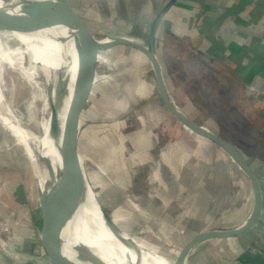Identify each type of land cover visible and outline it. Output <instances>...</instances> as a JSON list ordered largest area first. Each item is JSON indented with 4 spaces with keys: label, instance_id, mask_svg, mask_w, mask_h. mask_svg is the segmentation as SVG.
<instances>
[{
    "label": "crops",
    "instance_id": "crops-1",
    "mask_svg": "<svg viewBox=\"0 0 264 264\" xmlns=\"http://www.w3.org/2000/svg\"><path fill=\"white\" fill-rule=\"evenodd\" d=\"M69 1L88 29L101 23L116 29L120 38L144 45L146 41L148 44L153 20L171 0ZM182 46L201 52L230 72L237 85L233 95L236 99L242 93L246 96L241 101L240 116L249 121L254 149L242 151L228 138L219 136L240 150L259 182L262 211L247 235L239 237V245L247 242L252 247L248 248L249 264H264V0H176L155 34L156 56L164 78L172 74L163 70L168 56L178 57ZM119 47L129 50L125 60L137 64L130 69L137 73L136 78L132 74L135 88L127 90L122 97L124 103L115 105L108 86L111 75L100 72L101 63L107 59L98 60L100 54H110L113 47L98 54L79 114V157L82 139H89L95 155L113 165L118 154L113 142L120 138L128 160V178L123 185L129 193L136 191L140 202L134 194L132 202L143 204L144 210L153 214L151 217L175 220L176 225L184 220L186 233L191 232L187 230L192 229L194 220H218L216 229L222 228L225 221L234 227L244 224L254 208L247 176L218 146L193 134L170 115L148 59L134 49ZM102 105L103 111L99 110ZM86 121L84 132L81 125ZM102 139L112 144L101 149L98 145Z\"/></svg>",
    "mask_w": 264,
    "mask_h": 264
},
{
    "label": "rangeland",
    "instance_id": "rangeland-1",
    "mask_svg": "<svg viewBox=\"0 0 264 264\" xmlns=\"http://www.w3.org/2000/svg\"><path fill=\"white\" fill-rule=\"evenodd\" d=\"M89 30L98 39L115 34L119 36L116 29L101 23ZM5 36L9 39H6ZM0 37L4 43L3 45L0 41L1 50H12L17 58L21 57V60L16 59V61L22 67H27L29 65L28 54L26 55L22 51L23 46L18 41L22 36L11 32L1 17ZM29 37H22V44L28 45V49L30 47ZM143 44L147 45V41ZM179 50L181 52L178 57L169 58L168 56L165 69L163 68V70L172 73L169 76L166 74L165 78L174 103L190 118L214 134L215 132L221 133L215 120L211 119V116L216 117V115L212 111L210 118H207L209 111L205 108L204 103L207 102L215 107L227 104L226 107H223L224 113L221 115V119L224 120L221 121V125L225 129L221 134L230 135V138L237 135L234 136L237 139L234 142L242 151L249 150L246 141L249 135L245 130L246 127L235 132L236 129L232 123L235 113L240 114L241 101L246 96L242 93L238 99L235 96L233 99L229 94L233 82L235 83L230 72L216 66L207 58L198 56L194 49L191 51L186 47L185 50L182 46ZM128 51L119 46H113L110 54L103 53L98 58L99 61L101 60L100 62L107 59L106 63H101L100 72L111 75L108 86L110 87L109 93L114 98L111 100L116 103L115 105L124 103L122 97L126 95L127 90L135 88L132 74L136 78L137 73L131 72L130 69L131 67L135 69L137 64L134 65L125 60L128 58L126 55ZM2 56L5 54L0 55V62L10 64L8 62H11L12 59L8 57L7 60ZM7 78L8 90H3V85L0 83V94L8 104L11 84L16 85L13 110L8 105L12 110L15 123L21 129L31 133L26 135L27 137L32 134L40 136L41 124L49 117V112L44 111V102L33 97V93L27 89L25 83L19 79L16 73H11ZM126 80L129 83H126ZM136 86L138 87V85ZM0 108L3 109L1 103ZM99 110H104L103 105ZM7 117L10 118L3 111L0 117V264H56L45 232L41 180L31 163L25 144L8 125ZM90 119L91 116L88 121ZM207 119H209L208 122ZM81 126L82 131H87V121ZM119 135L121 134L119 133ZM83 136L87 138L88 135ZM98 142H96L97 145ZM110 142L102 139L101 145L98 146L103 149L110 146L112 144ZM113 144L118 154L114 157L112 165L111 162L108 163L104 158L95 155L94 149L89 146V139L87 141L82 139L81 166L95 193V200H98L106 215L117 228L128 234L136 243L170 261L174 260L175 263L176 258L192 240L195 233L210 230H231L237 227H234L233 223L225 221L222 228L216 229L218 220H194L191 224L192 229L187 230L191 232L186 233L184 220L181 223L177 221L176 225L175 220H159L151 217L153 214L150 211H145L143 204L132 202L135 198L132 196H136L137 201L140 199V196L135 195L136 191L129 193L128 187L123 185V180L128 178L125 172L128 160L123 152L122 140L116 139ZM248 231L230 239L210 240L201 244L192 251L187 264H249L252 247L247 242L245 246L240 247L239 245L241 242L239 237L246 236Z\"/></svg>",
    "mask_w": 264,
    "mask_h": 264
},
{
    "label": "water",
    "instance_id": "water-1",
    "mask_svg": "<svg viewBox=\"0 0 264 264\" xmlns=\"http://www.w3.org/2000/svg\"><path fill=\"white\" fill-rule=\"evenodd\" d=\"M1 2L3 6L0 8V17L11 32L26 37L32 36L34 33L45 32L47 34L46 41L53 44L72 43L73 50L77 55V68L71 99L69 100V93L62 95L55 92L56 107H54V103L52 104L56 125L51 146L61 165L54 172L50 160L44 164V168H47L50 173V178L42 188L45 232L56 264H58V260L62 264H109L82 245L78 239L77 223L86 175L77 150V138L79 114L92 83L97 56L99 52L106 51L113 46L134 49L148 59L158 93L170 115L190 132L212 142L224 151L247 176L254 194V208L244 224L231 230H211L199 233L183 248L174 264H187L192 251L207 241L240 236L256 224L262 211L263 196L259 182L248 161L236 146L205 129L178 108L163 76L156 56L155 34L159 23L176 0H171L153 20L149 32L148 47L113 35L97 39L90 33L84 21L74 12L69 0H55L56 3H52L50 7H47L44 1L35 0L29 1L26 3L27 6L23 7L20 0H1ZM59 12L61 15L58 14ZM96 204L109 225L113 224L114 222L106 215L98 200H96ZM114 229L123 235V245L133 253V264H142L144 252L139 244L125 237L117 226ZM69 255L72 257L70 258Z\"/></svg>",
    "mask_w": 264,
    "mask_h": 264
},
{
    "label": "bare ground",
    "instance_id": "bare-ground-1",
    "mask_svg": "<svg viewBox=\"0 0 264 264\" xmlns=\"http://www.w3.org/2000/svg\"><path fill=\"white\" fill-rule=\"evenodd\" d=\"M29 1L32 0H20V4L23 7ZM35 1H44L47 7H50L52 3H56L55 0ZM2 6L3 3L0 0V8ZM58 14L61 15L60 12ZM46 35L45 32L32 34V36L29 37V49L28 45L22 44L23 36L21 35L22 37L18 41L23 46L22 51H24L26 55L28 54L27 59L29 62V65L25 68L16 61V59L21 60V57L17 58L12 50L6 49L2 51L0 48V55L5 54V56H2L3 58L8 60V57H10L12 59L11 62H8L10 64L0 62V83L3 85V90H8V75L16 73L19 79L25 83L27 89L33 93V97L44 102V111L49 112L48 119L44 120L41 124L40 136L32 134L30 135L31 138L27 137L26 135L31 133L21 129L15 123L12 115L16 85L11 84L9 90L10 102H8V104L5 103L0 94V103L3 108H0V117L3 111L10 117L9 119L7 117L8 125L12 127L15 135L25 144L31 163L38 172V176L41 180V188L44 187L45 182L50 178L49 171L47 168H44L46 161H51L53 165L52 170H54V172H56L57 169H59V165H61V162L51 146V139L56 125L55 111L53 108V105L56 107V102L54 100L55 92L62 95L69 93V100L71 99L77 68V55L76 51L73 50L72 43L53 44L50 41H46ZM6 39L9 38L6 37ZM0 41L4 45L3 40L0 39ZM21 98L23 99V97ZM8 105L12 110L9 109ZM28 130L30 129L28 128ZM113 224L109 225L107 220H105L104 216L100 213L96 204L95 193L89 184L87 176L84 177V185L81 194V210L78 215L77 223V235L80 243L106 263L133 264L134 255L129 248L123 245V235L115 231L114 228L116 226ZM124 236L131 239L128 234L124 233ZM139 246L144 252L142 264H174V260L170 261L164 256L151 252L144 246ZM69 257L71 258L72 256L69 255ZM58 264L62 263L58 260Z\"/></svg>",
    "mask_w": 264,
    "mask_h": 264
},
{
    "label": "trees",
    "instance_id": "trees-1",
    "mask_svg": "<svg viewBox=\"0 0 264 264\" xmlns=\"http://www.w3.org/2000/svg\"><path fill=\"white\" fill-rule=\"evenodd\" d=\"M143 46H145V47H148V44L147 45H143ZM197 53V55L198 56H202V57H204V58H207L206 56H204L201 52H199V51H197L196 52ZM233 87L231 88V90H230V95L232 96V98L234 99V95H233V90L237 87V85L233 82V85H232ZM230 97V96H229ZM232 99V100H233ZM203 100H204V98H203ZM204 106H205V108L206 109H208V111L209 112H207L208 113V115H209V117L207 116V118H210V115H212L211 114V112L213 111L214 113H215V115H216V117L215 116H211V119H213V120H215V123L218 125V128L220 129V131H221V133H224V131H225V129H224V126L222 127V125H221V121H224V120H222L221 119V115H222V113H224V108L223 107H226L227 106V104H225L224 106H222V107H219V106H221V105H218V107H215V106H213V105H209L207 102H205L204 103ZM204 108V109H205ZM215 109V110H214ZM236 115H234V117H233V119H232V123H233V125H234V127H235V132L236 131H241V128H242V130L245 128V130L248 132V135H249V137H251L250 136V130H249V121H248V119H244V120H242V117L240 116V114H238V113H235ZM219 116V117H218ZM221 133H219V134H217L216 132H215V134H217V135H223V134H221ZM224 137H226V138H228V140H230V141H232L234 144H236V142H234V140H237L236 138H234V136H237V135H231L232 137L230 138V135H223ZM248 137V139H246V141H247V144H248V147L249 148H253L254 149V147H251L252 146V144H251V139ZM237 145V144H236ZM238 146V145H237Z\"/></svg>",
    "mask_w": 264,
    "mask_h": 264
}]
</instances>
